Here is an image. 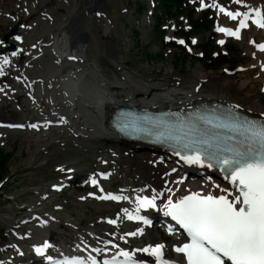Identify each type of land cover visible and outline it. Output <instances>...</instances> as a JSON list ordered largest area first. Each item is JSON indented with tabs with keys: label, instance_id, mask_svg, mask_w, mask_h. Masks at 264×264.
<instances>
[{
	"label": "snow or ice",
	"instance_id": "snow-or-ice-1",
	"mask_svg": "<svg viewBox=\"0 0 264 264\" xmlns=\"http://www.w3.org/2000/svg\"><path fill=\"white\" fill-rule=\"evenodd\" d=\"M240 2V0H237ZM203 6V4H202ZM225 11V9H221ZM258 18L254 22L264 27V15L257 10ZM236 16H248V12H227ZM241 19L236 30L219 28L218 31L238 35L239 29L246 27ZM20 39L19 36L16 37ZM183 43V41H180ZM223 43V41H220ZM264 49V44H257ZM7 63V60L4 61ZM2 74V72H0ZM175 119L163 117L144 118L136 121L129 114L121 113L114 126L121 132H143L157 142H163L187 164H207L209 168H219L225 179L232 185L231 189H221L222 194L211 192L202 195L200 192H189L178 199L168 197L165 205L170 215L187 233L189 239L175 247L177 253L183 254L186 264H264V120L248 119L229 109L220 113H191L185 118L180 113L164 114ZM175 171V169H173ZM101 175H107L102 173ZM96 184L95 179L92 180ZM219 187V185H214ZM89 195H93L90 193ZM104 198L114 200L128 199L122 194L107 193ZM155 196L137 197L136 213H128V219L149 221L139 215L140 208L155 207ZM112 224L116 220L109 221ZM142 232L127 233L134 236ZM115 235V233H112ZM124 239V236L119 237ZM112 244L111 240L105 241ZM48 247V242L36 246L40 253ZM116 247H119L116 245ZM162 244L142 248L150 252L156 264H174L163 259ZM94 252L106 251L99 248ZM49 261H53L51 256ZM54 264H101L93 255L88 257L70 256L54 261ZM102 264H142L133 258L132 252L125 248Z\"/></svg>",
	"mask_w": 264,
	"mask_h": 264
},
{
	"label": "bare ground",
	"instance_id": "bare-ground-1",
	"mask_svg": "<svg viewBox=\"0 0 264 264\" xmlns=\"http://www.w3.org/2000/svg\"><path fill=\"white\" fill-rule=\"evenodd\" d=\"M96 2L97 7L104 8V4ZM76 11L75 7L74 12ZM71 17L59 16L52 27L48 26L46 21L38 19V25H33L28 32L32 34V38L27 44L32 45L41 36L46 35L50 38V33L52 34L51 45L46 48L48 57L45 68H40L41 72L34 73L33 76L43 80L37 86L48 89L47 98L51 99L64 115L72 117L71 126H74L75 132H82L87 142L120 149L121 147L117 145L133 146L132 143L122 141L108 124L115 107L122 105L180 107L189 102L194 104L196 100L210 102L218 100L235 105L253 115H264V107L259 101L260 98L253 95L248 87L247 79H242L237 83L239 94L235 97L229 90L230 81L218 86L209 77V73H198L192 77L180 78L178 81L170 76V72L157 76L151 73V70L128 69L123 66L124 60L119 57L121 52L116 41L108 38L107 24H104L102 31L99 32L96 28L90 29L88 18H82L84 22L78 25L80 30L76 32V28H72L75 23L68 22ZM249 36L258 41L262 40L261 33H250ZM248 50L250 52L252 48L248 47ZM256 52L257 57H262L258 63L263 64L261 69L264 74V51ZM70 55L73 57L67 59ZM105 55L112 59L107 60ZM78 57H82L84 62H80ZM71 69L75 71L81 69L79 76L83 72H89L91 75H89L88 84L82 85L72 75ZM66 70L69 74L60 75ZM122 76H124L123 80ZM71 80L73 82H69ZM175 81L179 84H175ZM94 88L100 90L98 98L95 94L97 90ZM73 101L76 106L70 108L71 105L73 106ZM76 107L77 109L74 110ZM137 155L151 156L152 154L140 151ZM157 157L163 158L164 162L168 161L165 155L159 153L156 157L151 156L150 160L155 161ZM95 208L100 210L99 207ZM121 230L122 228L119 227L118 232Z\"/></svg>",
	"mask_w": 264,
	"mask_h": 264
},
{
	"label": "rangeland",
	"instance_id": "rangeland-1",
	"mask_svg": "<svg viewBox=\"0 0 264 264\" xmlns=\"http://www.w3.org/2000/svg\"><path fill=\"white\" fill-rule=\"evenodd\" d=\"M138 1L146 3L145 1H147V0H108V2L110 4L111 11H112V14H110V17L112 19L119 17L121 7L122 8L123 7L128 8L126 15H125L123 20H129V22H130V25L128 26L129 28H127L125 30L122 29V20H119L117 23L118 28H120L121 33H123L124 31L126 33H128V31H129L128 36L130 34V28L132 26H136V25L139 26L141 33L143 32L144 34L147 35V32H148V28H144L143 24H142V19L144 18V12H141L139 15L134 14L133 16L131 14L133 12L134 3L138 2ZM14 2H15V0H0V6L5 8V9H2L3 11L4 10H11V9L15 8ZM51 4L54 5L53 2H51ZM45 8H47V6L40 8V11L44 10ZM40 14H41V12L37 11L36 17H33L29 22L26 21V24L31 23L32 20L39 17ZM8 23L9 22H7V21L4 22V24H5L4 28H7ZM141 33H140V39L143 38V34L141 35ZM199 37H200V41L206 39V35H200ZM129 38H130V36H129ZM151 45H156V42H153ZM236 47L239 50V58H238L239 63L240 64L246 63V57L243 54V51H244L243 47H245L244 43H238ZM136 51L137 50H134L133 52H125L123 50V52H122V56L126 60L132 61V63H134V67H143L145 69L150 68V69H152V71L154 73H156L158 75H161L164 72L170 71V70L173 73L178 74V70H174V68L172 67V66H175L173 64L175 55L167 53L166 55L157 56L156 58L152 59V61H150V62L142 63L141 62L142 58L140 56V53L136 54ZM184 66H185V70H184L185 74L184 75H188L190 73L195 74V75L198 73H209V75H211L213 77L215 84L218 86H220L222 84H226L227 81H230L231 84L229 86V90L231 91V93L235 97H238V94H239V88L237 86V83L242 79H247L248 80V87L250 88V90L253 91L252 92L253 95L258 96L260 98L259 101L262 104V106L264 107V101L262 100L263 99L262 97L264 95H262L259 92V85L261 82L259 79L257 80L256 74L254 75V72H255L254 70L235 73L233 75H224L223 72L221 71V69H219V70H206L198 62L193 61L192 63H190L189 58H187V60L185 61ZM25 137H29V136H26V135H20L19 136L20 139L25 138ZM18 148H19V150H18L16 156H14V158L11 159V161L9 162L10 170H12V172H14V170L20 166L21 167H24V165L37 166V165H40L41 163L45 162L44 167L39 169V171H40L42 169L51 167L52 164L54 163V160H50L49 154H46V156L44 158H38L37 157L36 151L39 150V147H35V148L33 147V149H32L29 147V144H25V143L23 144L22 142H20ZM19 177L21 180L22 177L21 176H19ZM7 189H10V187L8 186ZM5 192L10 193L7 190H5ZM18 196H19V199H22V196L20 193L18 194ZM75 203L77 205H79V203H77V202H75Z\"/></svg>",
	"mask_w": 264,
	"mask_h": 264
},
{
	"label": "trees",
	"instance_id": "trees-1",
	"mask_svg": "<svg viewBox=\"0 0 264 264\" xmlns=\"http://www.w3.org/2000/svg\"><path fill=\"white\" fill-rule=\"evenodd\" d=\"M174 0H165V1H163V5H164V7L166 8V9H169L171 6H172V2H173Z\"/></svg>",
	"mask_w": 264,
	"mask_h": 264
}]
</instances>
